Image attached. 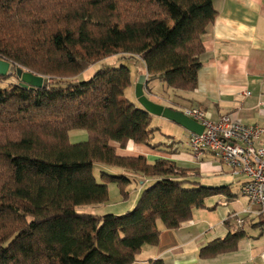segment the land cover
Here are the masks:
<instances>
[{
	"label": "trees",
	"instance_id": "1",
	"mask_svg": "<svg viewBox=\"0 0 264 264\" xmlns=\"http://www.w3.org/2000/svg\"><path fill=\"white\" fill-rule=\"evenodd\" d=\"M216 16L214 0H0V58L46 79L24 85L0 75V264H131L144 244L158 243L160 221L175 229L227 186L187 179L166 158L121 155L129 140L156 147L152 114L130 101L124 64L78 75L108 57L140 62L147 82L192 90L202 35ZM14 77L7 85L2 82ZM86 140L71 143L70 130ZM155 178L121 214L78 207L108 199V183L128 197L126 174ZM245 232L208 242L201 257L232 251ZM149 264H164L151 259Z\"/></svg>",
	"mask_w": 264,
	"mask_h": 264
},
{
	"label": "crops",
	"instance_id": "2",
	"mask_svg": "<svg viewBox=\"0 0 264 264\" xmlns=\"http://www.w3.org/2000/svg\"><path fill=\"white\" fill-rule=\"evenodd\" d=\"M214 8L216 16L202 35L204 50L200 55L196 87L192 90L173 89L153 80L144 88L150 84L152 87L154 82L161 86L155 85L157 89H151L146 95L156 103L181 111L184 107L197 106L211 120L231 113L246 125H259L264 129V0H214ZM135 82L131 78L125 94L134 90ZM245 91L249 94L244 95ZM127 98L139 106L136 98ZM150 126L156 128L150 144L158 146L129 140L123 148L115 144L118 153L143 155L149 163L157 158L169 159L186 171L188 180L211 187L227 186L233 196L218 193L207 197L205 206L194 208L191 218L175 229H167L158 221V243L142 245L131 264H149L151 259H162L164 264H264V216L243 213L248 205L241 193L245 178L234 174L212 153L206 152L198 159L194 157L186 144L190 132L180 125L152 115ZM257 145L264 146V134ZM93 166L98 167V173H94L97 179L100 171L130 177L128 190L132 191L133 197L124 209L135 205L141 191L155 180L117 167L108 169L107 165L100 163ZM115 186V183L108 184V191L110 188L116 190ZM236 213L244 218L242 227H237L236 218L232 217ZM237 230L244 231L245 236L234 250L212 257L199 256L200 249L208 242Z\"/></svg>",
	"mask_w": 264,
	"mask_h": 264
},
{
	"label": "built area",
	"instance_id": "3",
	"mask_svg": "<svg viewBox=\"0 0 264 264\" xmlns=\"http://www.w3.org/2000/svg\"><path fill=\"white\" fill-rule=\"evenodd\" d=\"M182 112L203 126L201 133L190 132L187 136L186 144L194 157L198 159L206 152L212 153L234 174L243 176L241 193L248 201L243 213L264 215V146L257 145L264 129L259 125H246L231 113L211 120L197 106L184 107ZM233 216L242 227L244 218L238 213Z\"/></svg>",
	"mask_w": 264,
	"mask_h": 264
},
{
	"label": "rangeland",
	"instance_id": "4",
	"mask_svg": "<svg viewBox=\"0 0 264 264\" xmlns=\"http://www.w3.org/2000/svg\"><path fill=\"white\" fill-rule=\"evenodd\" d=\"M116 57L117 56H111V57H108V58H106V59L94 64V65H91L89 68H87L81 74L78 75V79H87L88 77H90L92 75V73L97 68L105 66V65L108 66L109 64H111L110 66H112V65L113 66H118L120 64H124V65L128 66V68L130 69L132 82H135V81L137 82V80H138V78L140 76V71L142 70L141 63L140 62L136 63L132 59L131 60H122L121 62H116ZM146 78H147V75H146ZM10 81H16V79L14 77H10L8 80H5L4 82H2V85H7ZM147 83L148 82L146 81V85H147ZM154 83H153L152 87L150 86L151 85L150 84L148 87L146 86V88H144L145 94H148V92L151 89H153V90H154V88L157 89V87L155 85H158V87L161 86L160 83H155V84ZM157 91H159V89ZM126 94H127V96L130 99L131 98H133V99L136 98L134 90L132 92L127 91ZM137 105L140 106V104H137ZM68 137H69V141L71 143L79 142V141H82V140H86V132L83 131V130H75V129H73V130L70 131V133H68ZM178 139L183 141V139H181V138H178ZM107 167H108V169H112V170H113V168H115V167H112V166H107ZM97 170H98V167L97 166H95V167L93 166V174L94 173L97 174L98 173ZM108 173H111V171H108ZM112 183L113 182H109L108 184L112 185ZM115 187H116V190H114V189L112 190V188H110V190L108 191V199L105 202L99 203L97 205H86V206L78 207V209L81 208L85 212L95 213V214H105V213H109V212L110 213H114V212H118V211L121 212L123 210H124L123 212H125L127 210H130L134 205L132 207H130L129 209H124V208H127L129 206L128 203H130V201H131V199L133 197L132 191L129 192L128 197L124 198L120 194L119 189L117 188V186H115ZM117 214H121V213H117ZM255 220H256V218H255ZM237 227H238V225H237Z\"/></svg>",
	"mask_w": 264,
	"mask_h": 264
},
{
	"label": "water",
	"instance_id": "5",
	"mask_svg": "<svg viewBox=\"0 0 264 264\" xmlns=\"http://www.w3.org/2000/svg\"><path fill=\"white\" fill-rule=\"evenodd\" d=\"M15 73L18 79L24 85H30L32 87H41L46 84V79L41 75L35 74L29 70L21 67H14L9 61L0 58V75H12ZM146 74H140L137 82L134 86L135 97L140 106L152 115L163 117L169 121H172L189 132L201 133L203 126L192 118L186 116L181 110L174 109L169 106L156 103L149 99L144 93V86L146 85ZM212 188L211 186H209Z\"/></svg>",
	"mask_w": 264,
	"mask_h": 264
}]
</instances>
